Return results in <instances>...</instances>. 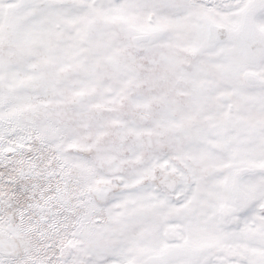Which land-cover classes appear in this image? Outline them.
<instances>
[{"label":"snow or ice","instance_id":"1","mask_svg":"<svg viewBox=\"0 0 264 264\" xmlns=\"http://www.w3.org/2000/svg\"><path fill=\"white\" fill-rule=\"evenodd\" d=\"M0 264H264V0H0Z\"/></svg>","mask_w":264,"mask_h":264}]
</instances>
